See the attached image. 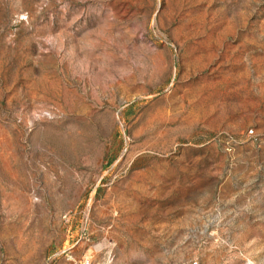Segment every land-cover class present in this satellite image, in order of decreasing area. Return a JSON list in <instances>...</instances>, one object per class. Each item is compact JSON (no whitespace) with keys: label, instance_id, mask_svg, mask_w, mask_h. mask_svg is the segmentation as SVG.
I'll return each mask as SVG.
<instances>
[{"label":"rangeland","instance_id":"rangeland-1","mask_svg":"<svg viewBox=\"0 0 264 264\" xmlns=\"http://www.w3.org/2000/svg\"><path fill=\"white\" fill-rule=\"evenodd\" d=\"M0 264H264V0H0Z\"/></svg>","mask_w":264,"mask_h":264}]
</instances>
